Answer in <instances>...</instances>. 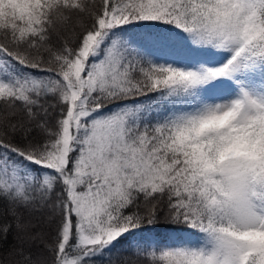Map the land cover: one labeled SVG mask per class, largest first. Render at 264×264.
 <instances>
[{
    "label": "snow or ice",
    "instance_id": "1",
    "mask_svg": "<svg viewBox=\"0 0 264 264\" xmlns=\"http://www.w3.org/2000/svg\"><path fill=\"white\" fill-rule=\"evenodd\" d=\"M0 264H264V0H0Z\"/></svg>",
    "mask_w": 264,
    "mask_h": 264
},
{
    "label": "trees",
    "instance_id": "2",
    "mask_svg": "<svg viewBox=\"0 0 264 264\" xmlns=\"http://www.w3.org/2000/svg\"><path fill=\"white\" fill-rule=\"evenodd\" d=\"M182 238L185 239H190V238H195L197 240L196 236L190 235L188 233H182L180 234ZM35 251V250H34ZM127 253L124 251V249L118 245L116 249L113 250V256L115 259L119 260L122 256L126 255Z\"/></svg>",
    "mask_w": 264,
    "mask_h": 264
},
{
    "label": "rangeland",
    "instance_id": "3",
    "mask_svg": "<svg viewBox=\"0 0 264 264\" xmlns=\"http://www.w3.org/2000/svg\"><path fill=\"white\" fill-rule=\"evenodd\" d=\"M186 241H190V242H192V243H195V242H197V240L195 239V238H190V239H185Z\"/></svg>",
    "mask_w": 264,
    "mask_h": 264
}]
</instances>
